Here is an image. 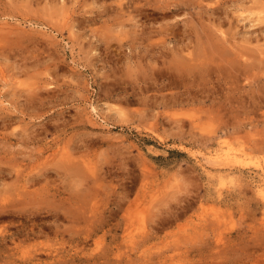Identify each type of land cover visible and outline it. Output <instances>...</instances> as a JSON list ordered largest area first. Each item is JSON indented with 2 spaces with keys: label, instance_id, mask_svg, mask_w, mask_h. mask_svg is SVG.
I'll list each match as a JSON object with an SVG mask.
<instances>
[{
  "label": "rangeland",
  "instance_id": "rangeland-1",
  "mask_svg": "<svg viewBox=\"0 0 264 264\" xmlns=\"http://www.w3.org/2000/svg\"><path fill=\"white\" fill-rule=\"evenodd\" d=\"M129 1L0 0V165L50 175L0 264H264V0ZM14 179L0 204L33 197ZM31 219L53 252L24 262L1 236Z\"/></svg>",
  "mask_w": 264,
  "mask_h": 264
},
{
  "label": "bare ground",
  "instance_id": "bare-ground-1",
  "mask_svg": "<svg viewBox=\"0 0 264 264\" xmlns=\"http://www.w3.org/2000/svg\"><path fill=\"white\" fill-rule=\"evenodd\" d=\"M128 1V0H127ZM152 1V0H151ZM161 1V0H160ZM189 1V0H188ZM204 1H206L204 4H206L207 6H204L206 9L205 10H209L208 9V7H210L209 6V3H211L210 5H212V1L211 0H199V2L201 3H203ZM210 1V2H209ZM129 2H132V3H134V2H136L135 0H130ZM147 2V1H146ZM168 2V1H167ZM177 2H179V4H180V2H182V0H177ZM176 2V3H177ZM184 2H185V0H184ZM209 2V3H208ZM217 2V1H216ZM126 3V2H125ZM125 3H124V5H125ZM149 3V2H148ZM155 3V2H154ZM156 3H158V2H156ZM155 3V4H156ZM186 3H188L187 1L184 3V4H186ZM130 4V3H129ZM128 4V5H129ZM136 4V3H135ZM135 4H132V6L133 5H135ZM150 4V3H149ZM165 4V3H164ZM168 4V6H167V9H170V7L172 6V5H174L173 3H170V1L167 3ZM182 4V3H181ZM122 5H123V3H122ZM121 5V6H122ZM127 5V4H126ZM125 5V6H126ZM151 5V4H150ZM131 6V5H130ZM124 7V6H123ZM159 8V9H163V8H165V5L164 6H160V5H158V6H156V8ZM173 7V6H172ZM124 8H126V7H124ZM175 8V7H174ZM177 8V7H176ZM264 8V7H263ZM127 9V8H126ZM174 9H171V11H173ZM214 10V9H213ZM164 11H166V10H164ZM161 12V13H163L162 14V18L163 19H165V17H167L169 14H166L165 12ZM211 11V10H210ZM263 11H264V9H263ZM257 17H254L253 18V20H259V21H262V19H263V17H264V15L263 14H258V15H256ZM170 17V16H169ZM264 21V20H263ZM218 32H220V33H218V35H216V37L217 36H219L222 40V42L220 43L221 45L219 46V48H220V50H221V52L222 53H225V54H231V55H233V58H235L236 57V59H240L239 57H242L243 56V53L235 46V43H232V40L234 39L235 40V36H233V38H231V37H229L228 35H227V33L224 31V30H222V29H219L218 28ZM233 35V34H232ZM215 37V38H216ZM232 39V40H231ZM216 40V39H215ZM218 41H219V38L217 39ZM236 40H237V38H236ZM217 41V42H218ZM236 42V41H235ZM238 42V41H237ZM216 43V42H215ZM219 45V44H218ZM221 46H223V47H221ZM242 54V55H241ZM241 55V56H240ZM254 56V57H253ZM253 56H249V57H247V59H246V61H247V64H249V66H251L252 68H253V66L258 62V63H264V51L262 50L261 51V53H259V54H257V55H253ZM253 57V59L251 60V58ZM193 59V58H192ZM195 59V58H194ZM194 59H193V61H194ZM197 59V58H196ZM198 60V59H197ZM255 60H257L256 62H255ZM240 62H242V60L240 59ZM243 63V62H242ZM262 64H260V67H261V65ZM256 65H258V64H256ZM255 65V67L253 68V69H256L258 66H256ZM194 66H196L195 64H194ZM260 69V68H259ZM259 96L257 97V100H256V102H254V104L256 105V106H258V107H260L261 105H263L264 104V99L262 98V96L260 97V94H258ZM262 95V94H261ZM260 97V98H259ZM259 98V99H258ZM92 109L93 110H97V107L96 106H92ZM193 113V112H192ZM197 113V112H196ZM197 115V114H196ZM195 115V116H196ZM1 119H3L1 122H0V125L1 124H6L5 122L6 121H4L5 119L4 118H1ZM7 120V119H6ZM9 122H10V120H8ZM8 137V136H7ZM4 139V138H3ZM3 141V140H2ZM12 141V140H11ZM6 142H9V141H7L6 140ZM12 143H14V142H12ZM4 144V143H3ZM11 145V144H10ZM4 146H6V145H4ZM12 146V145H11ZM10 146V147H11ZM14 146V145H13ZM2 147H3V145H2ZM9 147V148H10ZM12 148V147H11ZM10 148V149H11ZM6 149V148H5ZM8 149V148H7ZM253 150H254V148H252ZM1 150V149H0ZM9 150V149H8ZM258 150V149H257ZM8 153V152H7ZM7 153H6V155H7ZM3 156H4V153H3ZM15 156V155H14ZM14 156L13 157H9L8 158V160H6V161H4V163L6 164V163H9L10 165H8V166H1L0 165V179H3V178H5L6 179V177H8L10 174H12L13 172H14V174H15V179L16 180H19V178H20V182H21V179H23V177L21 178L20 177V173H21V171L20 170H18V169H16V163H14L12 160L14 159ZM7 156H4V158L2 159V160H4L5 158H6ZM3 163V162H2ZM27 173V172H26ZM22 175H23V173H21ZM25 178L23 179V181L21 182L22 183V190H23V192H25L26 191V193H27V195H28V193L30 194V193H35L36 194V191L35 190H31L32 188L31 187H29L28 185H26V184H29V185H35V184H37L36 186H38V183H42L44 180L47 182L48 181V183H49V181L50 180H48V177L50 176V175H48V171H47V169H43V171L41 170V171H38V172H36V173H34V174H32L31 175V173H29L28 175L27 174H25V175H23ZM14 179V180H15ZM15 182H19V181H15ZM48 183H47V185H48ZM17 185H19V184H17ZM41 185V184H40ZM39 185V186H40ZM46 185V184H45ZM28 188V189H27ZM31 188V189H30ZM30 189V190H29ZM38 189V188H37ZM40 190H41V188H40ZM45 190V189H44ZM21 191V190H20ZM42 191V190H41ZM44 192V191H43ZM43 192L41 193V194H43ZM46 192V191H45ZM40 193V192H39ZM39 193H37V195H39ZM47 193V192H46ZM46 193H44V194H46ZM48 193H49V191H48ZM23 193H19V196H18V199H16L15 200V197H12L13 199H14V202L12 203V204H9V203H7V202H3V204H0V220H2V219H4V218H6L7 216H10V215H14L15 214V212H20L21 210H23V211H31V212H29L31 215L33 214V216L34 215H36V211L38 212V210L40 211V209H37L38 207H36V210H33L34 208H33V206L34 205H36V203L35 202H37L38 200L36 199V196H35V194L33 195V197L35 198H33V197H29V200H25V199H21V196H23L22 195ZM39 195V196H42V195ZM43 194V195H44ZM54 193H52V195H53ZM51 195V196H52ZM23 197H25V196H23ZM10 199V198H9ZM5 201H6V199H5ZM17 202L21 205V207H18L17 208ZM37 203H39V201L37 202ZM27 204L28 205H32L31 206V208H32V210H30V209H27ZM37 206V205H36ZM52 209V208H51ZM51 211H55V213H54V215H55V217L58 219L59 217H61V216H63L58 210H51ZM29 213H27V214H29ZM27 216H30V215H27ZM130 216H132V215H130ZM32 220V219H31ZM30 220V221H31ZM34 220V219H33ZM32 220V221H33ZM36 221V220H35ZM24 222V221H23ZM26 222V221H25ZM34 222V221H33ZM39 222V221H38ZM19 223H21V221L19 222ZM29 224V223H28ZM31 224V223H30ZM42 224V223H41ZM19 226H20V224H18ZM35 226H37L38 228H36ZM42 226V225H41ZM40 226V222L39 223H37V222H34L33 224H31V227H27L26 226V224L24 223L23 224V226L22 227H17L16 228V230H9L7 233H3L2 234V236H1V241L2 240H5L6 238H8V237H10V238H12V240H11V242H14V247L13 248H15V249H17L16 251H19V252H21V256H20V258H24L25 260H24V262L26 261V260H33L34 258H37V255H39L41 252H45V253H47L48 255L49 254H51L53 251V249L51 250L50 249V247H43V246H45V244H47V243H41V242H30V240L31 239H33V238H35L34 236H38L40 233H42L43 232V229H42V227ZM55 231H54V233L55 234H57L58 235V231L60 230H58V229H54ZM125 230H126V228H125ZM64 231V230H63ZM128 231V230H127ZM72 232V231H71ZM198 233V232H197ZM71 234H74V233H71ZM128 234H129V237H130V239H131V241L133 242V244H135V247H136V245L137 244H142V246H143V244H145L146 243V241H147V236L145 235V232H142V233H139L138 235H135V234H132V230L131 231H128ZM47 235V234H46ZM137 236V237H135V236ZM188 235V234H187ZM186 235V238L187 239H190V240H192V239H194L195 237V235H190L191 237H192V239H191V237H189L188 238V236ZM72 236V235H71ZM149 236V235H148ZM198 236V235H197ZM196 236V237H197ZM84 238H87V237H84ZM83 239V238H82ZM221 239V238H220ZM84 240H87V239H84ZM6 241V240H5ZM4 241V242H5ZM3 242V241H2ZM218 242H219V240H218ZM1 243V242H0ZM54 243H56V241L54 242ZM3 244V243H2ZM6 244V243H5ZM41 244V245H40ZM50 244V243H49ZM9 245V244H8ZM133 246V245H132ZM53 247V246H52ZM134 247V246H133ZM138 247V246H137ZM139 248V247H138ZM133 249H136V248H133ZM140 249V248H139ZM8 250V249H7ZM10 250V249H9ZM72 250V249H71ZM16 251H15V254H16ZM73 253V252H72ZM75 253V252H74ZM44 254V253H43ZM54 254V253H53ZM68 254V253H67ZM78 254V253H77ZM76 255V254H75ZM8 256H9V254H8ZM54 257L53 258H62V256H60L59 254H57V253H55V255H53ZM72 256V255H71ZM70 256V257H71ZM68 257H69V254H68ZM13 260H11V261H14V255H13ZM10 256H9V259H12ZM52 258V257H51ZM84 258V257H83ZM55 259V260H56ZM64 259H66V258H64ZM64 259H62V260H64ZM76 259H78L77 257H76ZM81 259H82V257H81ZM71 260V259H70ZM74 261H75V259H73ZM58 261V260H57ZM129 261V260H128ZM16 262V261H15ZM63 262V261H62ZM127 262V261H126ZM129 262H131V261H129ZM128 262V263H129ZM10 263V262H9ZM45 263V262H44ZM72 263V262H71ZM26 264V263H25ZM33 264H43L41 261H39V262H33ZM46 264V263H45Z\"/></svg>",
  "mask_w": 264,
  "mask_h": 264
}]
</instances>
